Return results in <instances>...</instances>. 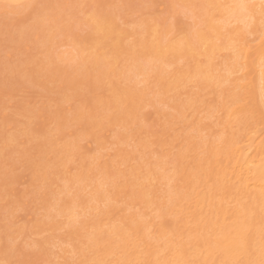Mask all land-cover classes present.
<instances>
[{
  "label": "rangeland",
  "instance_id": "1",
  "mask_svg": "<svg viewBox=\"0 0 264 264\" xmlns=\"http://www.w3.org/2000/svg\"><path fill=\"white\" fill-rule=\"evenodd\" d=\"M81 1H83L82 4L80 3ZM84 1L85 0H34L29 5H43L45 7L41 9L26 6L27 8H17L19 10L16 9V11L13 10L12 12L9 9L0 7V262H4V264H50V261L51 264H55V258L62 254L60 250L63 247H67L68 250L72 249L70 253L65 254L66 257L69 258V256L74 255V252L77 250L74 248L78 245L82 247L81 250L83 249L84 256L90 259L91 255H93V252L90 250L91 248L86 247V245H81L78 241L84 238L83 234L86 229H88L86 226H91V224H93L91 222H94V220L98 222L100 217H106V220H108L109 217V219L112 218L116 221L120 218L122 213L123 215L125 213L124 216H128L132 214V212H135L134 209L139 210L137 207L142 208L141 204L144 205L143 202L137 206L134 202L132 203L134 205L125 204L129 199L125 197V199H128L126 201L123 198L124 194H126L124 191L122 192L123 197H120L121 193L116 196L118 197V199H116H120V202H116L115 199L114 202L111 201V203H113L110 204L108 201L109 199H102V197H98L97 200H94L96 195H94V198L92 197L93 186L102 183V181L104 183L106 180L105 182L108 183V186L107 184H105V186L107 188L111 187L109 185L113 177H107L111 174L119 172L125 173L124 171L128 173V169L134 168L135 171V168L140 170V167L142 171L145 169L148 171L149 168H157L160 167L158 165H163L166 167L165 176L170 177L168 183L174 184V181L171 180L176 176L174 172L179 169L178 163L183 156H186V159L189 160H191L193 156L210 159L209 155L213 152L216 158L220 160L221 164H226V152L230 151L234 145L231 140L243 138L251 129L256 131L255 135H259L257 141H259L260 138L264 140V117L260 111L258 99L253 89L249 87V85H245L248 79L246 77H243V79L241 78V71L229 76L226 74L224 77L227 79L224 80L222 73L225 70L221 69V81H214L211 85L203 84L195 79L184 83L181 81L179 82L180 85L168 89L167 91H165V83L158 81L156 69H153L154 71L146 69L149 70H145L144 73L146 74H136V76L134 75L135 77L132 74L134 78H130L131 80L127 81L130 74L127 76L128 71L126 70V65L133 61V59H131L132 55L136 56L139 54L136 56L137 58L143 54L140 44L143 42L142 40H146L147 33L144 30H146L147 23L152 24L154 22L153 24L161 27L158 28L157 26L160 33H162V29L164 28V34H162L164 35V39L177 40L187 36L189 38L195 33V29H197L198 26L201 27L203 10H200L198 7L199 0L198 3L195 2L197 3L195 8L191 7L192 10L191 8L190 10L184 9V7L179 5L180 2L177 3V1L174 0ZM177 4L181 6L182 9ZM44 8L47 10L43 11ZM95 10L99 11V18L103 17L107 11L115 15L117 14L116 21L118 19L119 21L121 20V22L117 21V23L120 27L121 25L122 27L126 25L123 29L131 33V37L130 35L124 36L128 39L122 37L123 43L125 42L122 48L125 49L126 47V50L120 49L122 55L119 54L121 58L119 57L118 60L122 59L125 55L124 52H127V55H125L126 57H123L124 60L122 59L121 63H117L119 68L117 65V69L114 64L111 65L115 67V69L112 68L114 69L113 72L117 71L116 73L114 72L116 77H114L115 75L112 77V73L109 78H104L102 76L104 80H97L98 85H95L97 88L94 87L95 83H93L92 87L90 86V78L86 79L83 77L89 82H87L88 85L84 83L85 81H83L81 75L86 74L88 71L83 74V72L78 69V67L83 64L79 63L77 66L76 63L78 62L76 61L75 63L77 67L75 70L82 72L80 75V72L78 73L75 72V70H71L74 66H72L74 62L69 64L70 61L68 62V60L59 58L60 55L66 54V52L71 51V53H74V51L72 52L71 50L72 47L66 49L65 45L68 41L69 44L67 47H70L72 41L76 39L72 45L74 47L79 43L77 38H83L82 40L79 39L82 41L79 44L84 46V37L87 36L89 32L91 33L90 24L91 22L93 24V18L90 16H97V14L94 13ZM42 11L47 17L43 16L44 14ZM100 12L103 13L100 14ZM51 13L55 15L54 18L57 20L53 19L52 22L50 21L52 18ZM162 14L165 17L161 16ZM100 15L102 16L100 17ZM198 15H201V18ZM39 16H41V18H47L46 22L48 21V24L45 23L47 26H44V23L41 24L45 20L42 19L41 22L40 19H38ZM48 16L50 17L48 18ZM257 17L258 13H255L254 18H252L253 20L249 23L238 21L229 25L228 29L233 31L232 35L235 38L234 43L247 45L259 42V40L255 38L258 35V29L262 27V23L259 17L256 22L255 19ZM81 18H84L85 22H83L84 19L82 20ZM87 18H89L88 22ZM37 20L40 22V25L39 23L37 24ZM90 20H92L90 24H87ZM57 21H60L59 24ZM66 21L68 23H66ZM50 22L52 24L54 23L52 30L49 28V31L51 30L53 33V42L51 39L48 40L53 47H50L48 51L47 48L50 45L48 47L44 45L42 40L45 37L42 36V32L44 30V32L49 34V31H46L48 28L41 30L42 28H40V26L52 27V24V26H49ZM136 22H140V25ZM59 25H61V27ZM168 27L170 29H168ZM137 31L139 35H137ZM166 31L167 34L165 36ZM44 32L43 35L46 36ZM52 33L50 34L52 35ZM69 36L70 38H66ZM88 37L89 36H87V38ZM173 37L175 39H173ZM71 38L72 41H70ZM109 43L108 40L107 43L103 44L105 49L107 47L106 45H110ZM134 45L137 46L135 47ZM75 47L77 48V45ZM128 47H132L133 50ZM140 47L141 50L139 52ZM76 48L73 50H76ZM60 49L61 51L58 52L57 50ZM112 49L111 46L110 49L109 47L107 48L105 51L106 56L114 52V49ZM101 51H104V49L93 51V53L91 51L89 52L90 54H87L86 58L88 57V61L89 58L93 60L94 56H99L96 52L100 53ZM54 52L59 54H57L58 57L57 55L55 57ZM133 52H138V54H133ZM51 54H53V57L60 59L59 61H66L67 63L54 62L55 58L52 60ZM91 55L93 57H90ZM106 56L105 59L107 60L108 58ZM109 56L110 55H108V57ZM143 56L142 58L145 57ZM214 56L215 58L213 61L217 63L218 67L223 68L228 57V51L215 53ZM127 57L130 62L128 59L125 60ZM100 58L103 60V56ZM204 59V57H199L197 60L203 62ZM102 60L99 61L103 62ZM108 60L111 62L110 59ZM87 62L84 63L86 66H83L88 69L90 61L86 64ZM194 62L195 58L183 57L176 64L169 67L171 71H168L169 69L166 68V74L170 76V73L173 72L177 66L189 69V66L191 67ZM70 65L72 67L69 68V73L67 69ZM92 65L90 66L91 69L89 68L91 72L94 70V66H96ZM65 67L66 70L62 71ZM85 67L82 68L87 70ZM121 67L126 70V74L124 72L122 74L123 68ZM55 68H59L61 73L65 71L69 74H73V72H75V74L78 73L77 75H80V78H74V74L73 79H80V82L83 81L82 85L79 82V87H77V89H70L71 87L68 86L67 83L71 80L65 83H62L60 80L63 75L62 80L64 82V75L67 76L69 74L65 72L67 75L63 73L60 77L55 76V74L59 75L58 72L60 71L55 73ZM97 68L95 72L99 73L100 68L98 70ZM93 74L94 72H92L91 76H93ZM95 75L96 74H94V76ZM119 75L120 77H118ZM71 76H69V79H71ZM124 76L127 80H124ZM88 77L90 76L88 75ZM113 78H117V81H122L117 82L114 79V84L119 83L115 86L116 89L113 86L114 84L112 86L110 85V80ZM105 82L107 83V87H103V84H106ZM108 84L110 88L113 89V92L118 89L116 94L108 90L110 89ZM73 87L74 86H72V88ZM128 87H131L130 91H128ZM132 89L135 90L132 91ZM119 90L122 94L117 95ZM125 90L129 93H134L136 91V95H139V92H142V94L144 93L141 97L144 99L138 98V100L132 93V97H134L135 100H128L127 104L131 102L129 106H126V103L123 104L125 105L122 106L123 110H126L127 107H132L133 104L137 105V107L133 105V107H136V109L134 107L135 110L133 107L129 108L131 113L133 111L132 115L130 112H124L126 113V117H129L128 119L124 117V113L122 114L123 110L121 112L119 109L120 112H118V108H111L112 110H105L106 108H104V111L101 110L104 106L101 105L102 107L99 108V99V101L107 102L105 100H111L109 96L111 98L122 96L125 100L128 96L127 94H129L125 92ZM123 94H126L125 97ZM145 94L147 95L145 96ZM104 98L107 99L104 100ZM139 99L144 101L139 102ZM133 101L138 102V104ZM97 103L99 105H97ZM94 109H100L103 113L100 114V110L96 112ZM80 111L84 112V118H80ZM111 113L113 115L112 118ZM115 113H117L116 118L114 116ZM119 113L123 117L119 115ZM120 116L122 118H120ZM7 133L11 134H9V136H12L11 141L8 139L10 137ZM5 136L7 138H5ZM222 141L227 142L224 143ZM261 142L263 143L262 139ZM50 143L55 144L51 145ZM262 146H264V143ZM65 150L67 151L65 152ZM120 156H122L121 158L125 156L124 158L129 160L127 166L126 164L123 166L122 163L124 162L122 161L121 163V161H119ZM213 159L215 158L213 157ZM122 166L126 170L122 169ZM143 173L139 175H143ZM121 175L123 176L124 174ZM127 175H129V173ZM127 175L125 174V177ZM122 176L119 178L122 179ZM119 178L118 183L120 184L123 182L124 184L125 178H123V181L119 180ZM73 179H76V181H73ZM67 183L68 185H66ZM63 184L65 185L62 186ZM80 186H82V188ZM123 200H125V203ZM64 205L65 207L69 205L73 207V205H76L75 208L82 213L80 214L81 216L79 215V217L73 221V219H75L73 217L74 215L69 217V215L67 216L66 214L65 216H67L68 220L63 216L65 213L61 215V213L65 212L63 210L67 209H65V207L63 208ZM68 208H70V206ZM120 208H125L126 210L123 209V211ZM144 208H146L145 205ZM119 209L122 213L119 212ZM144 210H141V212H144ZM59 211L61 212V216L59 215ZM105 211H108L107 216L103 214ZM145 211L147 212L149 210ZM135 213H138V211ZM62 216L66 218V221ZM142 217L146 219L147 216ZM171 217L175 220L177 218L175 214H173L170 215V217L163 216L160 220L168 218L166 225L168 224L167 226L170 227L174 225ZM64 221L66 224H64ZM119 221H117L118 224H120ZM56 226L60 229H56ZM82 227L83 229H81ZM78 233L81 236H79ZM75 256L69 259L65 258V261L72 262V264H75L77 261L79 262V255L77 256L79 260ZM84 256L81 258H84ZM52 257H54V261ZM216 259L218 261L219 257ZM58 261H62V258L60 257Z\"/></svg>",
  "mask_w": 264,
  "mask_h": 264
},
{
  "label": "bare ground",
  "instance_id": "2",
  "mask_svg": "<svg viewBox=\"0 0 264 264\" xmlns=\"http://www.w3.org/2000/svg\"><path fill=\"white\" fill-rule=\"evenodd\" d=\"M32 1L34 0H0V7L4 9H9L12 12L13 10L16 11L17 8L15 7L6 8L5 5L21 4V5H24L25 8H27L26 6H28ZM174 1H177V3L180 2L179 5H181L182 7H184V9H187V10H190L191 7L195 8L198 3V0L197 1L195 0H174ZM80 3L82 4L83 1H81ZM198 5H199L198 6L199 9L203 10V13L201 12L203 15H202V20H201V27L198 26V28L195 29V33L192 32L193 35L191 34L192 35L191 37L193 38L191 37L188 38L187 36L185 38L183 37L177 40L166 39V38L164 39L163 38L164 35H162L164 34L163 32L164 28L162 29V33H160L158 28H161V27L157 25L158 26L157 28L156 24H153L154 22L152 24L147 23L146 30H144L147 33V37H146V40L144 39L145 41L142 40L141 38L143 42L140 44L142 47L143 54L136 58V56H138L139 54L138 52L136 53L133 52V54L135 53L138 55L136 56L132 55L131 57V59H133L132 62H130V60L128 59L129 56L125 59V60L128 59L130 62L128 65H126V62L124 61L125 65L127 66V69H126L128 71L127 76L130 74L129 75L130 77L127 80L126 77L124 76L125 77L124 80L129 81L131 80L130 78H134L136 74L137 75L141 73L146 74L144 73L146 69H149V70L156 69L157 70L156 76L159 79L158 81L161 83L162 82L165 83L164 84V86L166 85L165 91H167L168 89H171V88L176 87L177 85H180L179 82L181 81L184 83L187 81H193L195 79L207 85L213 84L214 81H221V72H220L221 69L225 70L222 73L223 77L226 74L229 76L231 74L239 73L241 71L242 72L241 78L243 79V77H246L248 79L245 85L246 86L249 85V87L253 89L254 94L259 102L260 111L262 112L263 114L262 116L264 117V0H199ZM46 10H47L46 8L43 9V11H46ZM43 11H42V13L44 14L43 16H45V13ZM94 13L97 14V16L89 13L90 15H92L90 17L93 18V24L91 22L92 20H90L89 23H87V24H90L91 22L90 24L91 33L89 32L90 34L89 33L87 34V36L89 37L87 38V36H85L84 37L85 39L83 41L85 44H88V45L84 44V46H81V44L79 43H81L82 41H80L79 39L82 40L83 38H77V40L79 41V43L76 44L77 48L75 47L76 46L75 44H74L75 46L73 47L72 45L74 43V40L76 41V39L72 41V38H71L70 41H72V45H70V47H67L69 44V41H68L67 44L65 42L66 44L65 47L66 49L72 47L71 50L72 52L74 51V53H71L70 51V52H66V54H62L63 53L62 52L61 53L62 55H60L59 58L62 60L63 59L68 60V62L70 61L69 64L71 62L72 63L74 62L72 66L74 65L73 67L75 68H73L71 65L68 66L67 72L70 73L69 68L72 67L71 70L74 71L75 69H77V67L75 66L76 64L77 66L79 63L85 65L84 63L88 61V57L86 58V56L89 52L92 51L93 53V51H97V50L100 51L104 49V51H101L100 53L96 52L99 54V56H96V57L94 56L93 60L89 58L90 62L89 61L88 62L89 64L91 63L90 66L93 64L100 68L99 73L98 72L96 73L95 69L97 67L94 66L95 68H93L94 70L92 72L96 74L95 76L94 74L93 76H91L92 72L89 70L90 66L88 62L86 63L88 64V67H89L88 69L85 67L86 65L85 66L80 65L81 68L80 66L78 67V69L81 70L83 74L86 71L89 72V73L86 72V74L88 73L87 75L86 74L81 75L82 72L79 71L80 75L82 76L83 81H85L84 83L87 84L88 81H86V79L90 78L89 79V82L91 84L90 86L92 87L93 83H95L94 87L97 88L95 86L97 84V80L99 79L104 80V78H109L111 73L113 77V75H115V73L117 72V71H114L115 73L113 72L115 67L111 65L114 64L116 66L117 63H121L123 57L124 58L126 57L125 55H127L126 54L127 52H124L125 55L122 57L121 60L120 59L118 60V58L120 57L119 54L122 55L121 50H126V47L125 49L122 48L123 44L125 43V42L123 43L122 37L126 35L129 36L131 33L130 32L128 33L126 32L125 29H123V27L124 26L126 27V25H124L123 27L121 25L122 27L121 28L120 25L117 23V21H119V19L116 21L117 14L115 15L114 13L110 11H107V13H105L104 11L105 14L103 15V17H101L102 15H100L101 18H99L98 16L99 11L95 10ZM102 13L103 12H100V14ZM255 13H258V17L260 18V22L262 23V27L258 29L259 30L258 35L255 38V39H258L259 42L256 44H247V45L241 44V43H234L235 38L232 35L233 31L231 29H228L229 25L233 22H238V21H244L245 23H249L251 20H253L252 18H254ZM52 15H51L52 18L50 20L51 22L53 19H56L54 18L55 15L54 14ZM161 16H163V14ZM45 17L41 18V16H39L38 18L40 19V21L42 19L45 20V21L43 20L44 22L41 21L42 22L41 24L44 23L43 24L44 26L46 25L45 23L48 24V21L46 22L47 18ZM49 17L50 16H48V18ZM258 17L255 19L256 22H257V19H259ZM88 19L89 18H87V22H88ZM158 20L160 21L159 18ZM51 22L49 26L52 24ZM57 22L59 24L60 21H57ZM83 22H85V19ZM119 22H121V20ZM38 23L40 25L39 21L37 22V24ZM66 23L68 22L66 21ZM138 24L140 25V22ZM43 25L40 26V28H42L41 30H43L44 28H48L46 29V31H49V28H51L52 30V28L54 27V25L53 26L51 25L52 27H42ZM59 26L61 27V25ZM168 29L170 28L168 27ZM51 30L49 31V34L52 33ZM55 30H58V29H55ZM43 32H42V36H44L45 38H43L42 40V36H41V40L44 42V45L48 47L50 45V41L48 39H51V41L53 40V37H52L53 33L52 35L50 34L49 36L48 33L44 32L46 33V36H45L43 35ZM136 33L137 35H139L138 31ZM166 34H167V31L165 33V36ZM66 38H70V36ZM124 38L128 39L127 37H124ZM173 39L175 38L173 37ZM108 40L110 42L109 43L110 45H106L107 47L105 49L103 44L107 43ZM110 46L114 49V50L112 49L114 52H112L111 54H108L107 52V54L110 55L108 57V55L106 56L105 51L107 50L108 47L110 49ZM50 47H53V46L50 45L47 48L48 51L50 50L49 49ZM141 47L139 49V52L141 50ZM74 48H76V50H73ZM57 51L60 52L61 49ZM221 51H228V57L226 59V63L224 64L223 68L218 67L217 63L213 61V59L215 58L214 54L221 52ZM57 54H58L57 52L56 53L54 52L55 57ZM92 55L90 57H93ZM104 55L108 59H110L111 62H109L108 59L107 61ZM51 56L53 60V58L55 57H53V54H51ZM102 56H103V60L102 58H100ZM142 56L144 58H142ZM183 57H188V58H193V59L195 58V62L191 65V67L189 66V69L182 68L181 66H177V68L173 72L170 73L171 75L167 76L168 74H166L167 72L166 68L169 69V67L176 64ZM199 57H202V58L204 57L205 58L204 61L202 62L200 60H197ZM56 59L57 58L54 59V62L56 61H58L59 63L66 62V61L61 62L59 61L60 59H57V60ZM99 60H102L103 62ZM76 61L78 63H76ZM110 66H111V70H110ZM117 66H116V69H117ZM82 67H85V69L87 70H84ZM59 68H55L56 69L55 73H57L60 70ZM99 68H97V70ZM63 70H66V67L65 69H62V71ZM122 70H123L122 74L123 72L125 74L127 73L126 70H124V68ZM149 70H146V71H149ZM168 71H171V69H169ZM65 72L61 73V70H60L58 72L59 75H56L55 73L54 74L55 76L60 77ZM75 72H78V71L75 70ZM75 72H73V74L67 73L69 75L65 73L67 76L64 75V80H65L64 82L62 80L63 75H62V78H60L62 83H65V82H68V80H71L67 84L68 86L71 87V88L70 87L68 88L72 90L77 89V87H79L78 83L80 82V79H77V80L73 79ZM78 73L75 74L74 78L76 77L80 78V75L79 76L77 75ZM132 74L133 76L134 75L135 76L133 77ZM88 75L90 77H88ZM120 75L118 77H120ZM69 76H71V79H69ZM83 77H85L86 79H84ZM114 77H116V75ZM114 79L116 80L117 78L111 79L112 81L110 80L111 86L114 84L113 82H115ZM223 79L226 80L227 78L224 77ZM107 80L105 81L108 82L109 80L108 81ZM120 81H117V82H120ZM82 82H80L81 85H82ZM117 84L119 83H116L113 86L115 87L117 86ZM110 85L108 84L109 88H110ZM72 86L74 87L72 88ZM90 86L89 88L91 90ZM105 86L107 87V83L105 85L103 84V87ZM130 89L131 87L130 88L128 87V91H130ZM108 90L110 92H113L112 88ZM134 90L135 89H132V91ZM116 91H118V89ZM116 91L113 93L116 94ZM125 92L127 91L125 90ZM135 92L134 93L127 92L129 94H127L128 96L126 97L125 100L122 98V96L121 97L117 96L116 98L115 97L111 98L109 96L111 100H108L107 99L108 97L104 98V100L107 99L105 100L107 102L99 101L100 99L98 98L99 99L98 103H100L99 108H101L102 106L104 107H102L101 110H103L104 108H106L105 110L107 109L109 110L111 108L112 109L118 108L117 109L118 112H120V110L122 112L123 110L122 106H125L123 105L124 103H126V106L127 105L129 106L131 102L127 104L128 100L129 101L131 99L133 100L135 96L137 97V100H138V98H141L144 95V93L142 94V92H139L140 94L136 95ZM119 94H122L120 90L117 95ZM123 95L125 97L126 94H123ZM132 95L134 97H132ZM146 95L147 94H145V96ZM141 99H144V98H141ZM141 99H139V102L141 101ZM143 101L144 100H142L141 102ZM98 103L97 105H99ZM134 103L138 104V102H134ZM135 106L137 107V105ZM129 108L127 107L126 110H123L122 114L124 112L126 113L130 112ZM91 110H88V111H91ZM99 110L100 109L95 110V111L97 112ZM101 113L103 112L101 111L100 114ZM112 113H111V118L113 116ZM126 113H124L125 118H127ZM79 114L81 116L80 118L82 117L84 118V112L80 111ZM116 114L117 113H115L114 115L115 118H116ZM119 115L121 114L119 113ZM103 116L105 117L104 114ZM121 116L120 118L123 117ZM109 118H110V115H109ZM23 127H27V126H23ZM10 133H7L8 136ZM255 133L256 131L254 129H251L248 131L247 134L243 136V138H240L239 140H231L234 145L232 144L233 145L232 149L226 152L227 153L226 164H221L220 160L216 158V155L213 152H211V154L209 155L210 159L200 158L199 156H193L194 154L192 155L193 157L191 158V160L186 159V156L181 157L180 158L181 160L178 163L179 169H177L174 172L176 176L171 180V181H174V184L168 183L170 181V177L165 176L166 167H164L163 165H158L160 167H157V168L155 167L149 168V170L147 169L148 171H146L145 169L143 170L144 173L141 170L142 169L141 167H140V170L135 168V171H134V168H132L133 170L128 169L129 175H127L128 173H126V171H124L125 173L119 172V170H117L116 168V170L119 173H115V174H111L107 176L108 178L113 177L112 178L113 180L111 179V182H110L111 184L109 183L110 184L109 186L111 187L107 188L105 186V184H107L108 186V183L105 182L106 180L104 181V183L102 181V183L100 184L98 183L93 186L92 197L94 198V195H96V198H94V200H97L98 197H102V199H107V200L109 199L108 200L109 203L112 204L116 198L118 199V197H116L118 194L121 193L120 194L121 196L120 195L119 196L123 197L122 192L124 191L126 192L127 196L126 194H124L123 198L125 199V197H127L129 199V200L125 199L126 201L128 200L127 203H125V200H123L125 204L129 205L134 202V204L137 206L138 204L140 205V203L143 202L146 208H144L143 204H141L142 205V208L140 207L141 209L137 207V209L139 210H135L134 208H131V209H134L135 212L138 211V213L132 212V214H130L131 213L130 211L129 213L130 215L128 216H124L125 213L123 215V213L121 212V210L123 209L126 210V209L120 208L121 210L119 209V212L122 213L120 216L121 219L119 218L116 221L115 219H112V218L109 219V217H108V220H106V217L104 218L100 217L101 219L99 218L98 222L97 221L95 222L94 220L95 223L91 222L93 223L91 224V226L89 227L86 226V228L88 229H86V231L83 234L84 240L82 238H81L82 241L78 240L81 243V245H86V247L91 248L90 250L93 252V255H91L90 259L89 257L86 258L87 256L86 257L84 256L83 254L84 252L82 251L83 249L81 250L82 247L78 245L76 248H74V249H77L76 252H74V255L69 256V258H72V256H75V255H76L75 257H77L79 255L80 260L77 257L79 260V262L77 261L78 264H91V263L92 264H262V262H264V146H262L264 143V140L263 138H260L259 141H257L258 140L257 138H259V135H255ZM9 137L10 138L8 139H10L11 141L12 136H9ZM5 138L7 137L5 136ZM261 139L263 143L261 142ZM222 142L226 143L227 141H222ZM66 151L67 150H65V152ZM121 157L122 156H120L119 161H121V163L123 161L124 162L122 163L123 166L124 164H126L127 166L129 163V160L124 158L125 156H123V158ZM213 157L215 159H213ZM122 169H124V167ZM140 171L141 173H143V175H139L141 174ZM121 174H124V175L122 176ZM125 174L127 175L126 176L127 178L125 177ZM121 176L125 178L124 184L122 182L123 178L122 179L119 178ZM118 178L119 180H122V181H119L122 183L120 184L118 183ZM73 181H76V179L75 180L73 179ZM64 185L65 184H63L62 186ZM66 185H68V183ZM80 187L82 188V186ZM117 199H116V202L118 201L120 202V199L119 200ZM111 201L113 202L111 203ZM69 206L70 208H68ZM69 206L65 207L64 205L63 208L64 207L65 209L67 208L66 209L67 211L63 210L65 212L61 213L60 211L63 209L62 208L59 211V215L60 213L61 215L65 213L63 216L67 214V216L69 215V217H71V215H74L73 217L75 219H73V217L72 219L73 221H75L76 218L79 217V215L82 213L77 211V209L75 208L76 205L75 206L73 205V207L72 205H69ZM143 208L149 211L146 212ZM147 208H150V209H147ZM141 210H144V212H141ZM103 214L104 216H107L108 211H105ZM173 214H175L176 217L179 215L177 218L175 217L176 220L173 219V217H171L173 219L172 223H174L173 226L169 227L167 226L168 224L166 225L168 218L167 219L165 218V220L163 219L164 221L160 220L163 218V216L170 217V215H173ZM63 216L62 218H64ZM67 216L65 217L67 218ZM142 216H147V217L145 219ZM66 218H64L65 221H66ZM65 221H64V224H66ZM117 221H119L120 224H118ZM55 228L60 229V228H57V226ZM81 229H83V227ZM79 236L81 235L79 234ZM60 251L62 254L58 256L56 255L57 257L55 258V261H54L55 256L52 257L54 263L55 264H58V263L59 264H72V262L65 261L66 260L65 258H68L66 257L65 254L70 253L72 249L68 250L67 247H63ZM83 256L84 258H81ZM60 257L62 258V261H60L61 263L58 261ZM75 257L74 259L76 261ZM218 257H219V260L217 261L216 258ZM241 259H245V260H241ZM77 262L75 264H77ZM49 263L51 264V261Z\"/></svg>",
  "mask_w": 264,
  "mask_h": 264
},
{
  "label": "snow or ice",
  "instance_id": "3",
  "mask_svg": "<svg viewBox=\"0 0 264 264\" xmlns=\"http://www.w3.org/2000/svg\"><path fill=\"white\" fill-rule=\"evenodd\" d=\"M6 8H11V7H15V8H21V7H24V5H21V4H7L5 5ZM28 7H34V8H43L45 6L43 5H39V6H36V5H28ZM243 7V6H242ZM0 264H4V262H0ZM262 264H264V262H262Z\"/></svg>",
  "mask_w": 264,
  "mask_h": 264
}]
</instances>
